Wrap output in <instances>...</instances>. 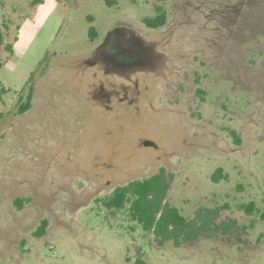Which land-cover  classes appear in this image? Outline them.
Returning a JSON list of instances; mask_svg holds the SVG:
<instances>
[{
	"label": "rangeland",
	"instance_id": "rangeland-1",
	"mask_svg": "<svg viewBox=\"0 0 264 264\" xmlns=\"http://www.w3.org/2000/svg\"><path fill=\"white\" fill-rule=\"evenodd\" d=\"M158 5L167 21L151 28ZM0 14L14 48L0 264H264V220L238 207L264 210V0H0ZM161 169L189 240L99 201Z\"/></svg>",
	"mask_w": 264,
	"mask_h": 264
},
{
	"label": "trees",
	"instance_id": "trees-1",
	"mask_svg": "<svg viewBox=\"0 0 264 264\" xmlns=\"http://www.w3.org/2000/svg\"><path fill=\"white\" fill-rule=\"evenodd\" d=\"M156 12V15L145 17L143 20L151 28L161 27L167 21V12L162 5L156 7ZM97 34L95 26L91 25L89 27L90 38L95 40ZM9 35L10 20L0 14V69L4 65V52H14L13 43L7 41ZM17 39L18 35L15 36V40ZM25 89L28 90L26 95L21 94L19 98V113L26 112L32 106L34 86L31 84V80ZM5 91H7L5 87H0V97ZM221 176L222 170L218 169L214 173V178L218 180ZM170 186L171 181L167 178L165 170L161 169L152 176L117 186L99 201L111 211L127 209L132 220L138 222L143 229L153 231L158 238L177 239L183 237L185 240H189L193 238V235H196L193 220L170 203L168 200ZM238 207L248 214L258 212L264 220V210H260L254 201L240 203Z\"/></svg>",
	"mask_w": 264,
	"mask_h": 264
}]
</instances>
